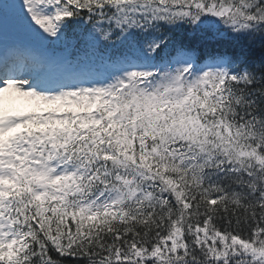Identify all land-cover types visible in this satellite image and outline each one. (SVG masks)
<instances>
[{
    "label": "snow or ice",
    "instance_id": "6c2138e0",
    "mask_svg": "<svg viewBox=\"0 0 264 264\" xmlns=\"http://www.w3.org/2000/svg\"><path fill=\"white\" fill-rule=\"evenodd\" d=\"M0 264H264V0H0Z\"/></svg>",
    "mask_w": 264,
    "mask_h": 264
}]
</instances>
